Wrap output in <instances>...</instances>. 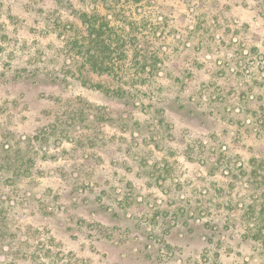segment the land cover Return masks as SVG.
<instances>
[{"label":"rangeland","instance_id":"rangeland-1","mask_svg":"<svg viewBox=\"0 0 264 264\" xmlns=\"http://www.w3.org/2000/svg\"><path fill=\"white\" fill-rule=\"evenodd\" d=\"M262 159L264 0H0V264H264Z\"/></svg>","mask_w":264,"mask_h":264},{"label":"trees","instance_id":"trees-1","mask_svg":"<svg viewBox=\"0 0 264 264\" xmlns=\"http://www.w3.org/2000/svg\"><path fill=\"white\" fill-rule=\"evenodd\" d=\"M83 23L87 25V29L90 36V42L95 45L102 47L101 49L95 47V51H92L88 48L83 53L84 63H88L92 69L96 70L99 73L106 72L111 73L112 71L107 66V58L110 57L111 51L109 45L112 40L108 39V42L105 41L102 36L105 34V29L102 24L96 25L94 22L83 17ZM98 89L106 95H109L110 90L107 88H101L96 86ZM122 88L116 89L114 92L111 91L112 95H122ZM255 163L260 164V167H264V160L256 161ZM264 194H257L252 199V203L247 207L244 212H239L237 209H233L230 214H228V219L226 223H230L232 228L235 229L238 234L245 238L255 241L260 244H264V200H262ZM246 208V207H245ZM224 219V218H223Z\"/></svg>","mask_w":264,"mask_h":264}]
</instances>
